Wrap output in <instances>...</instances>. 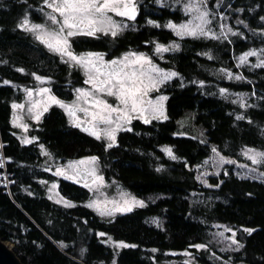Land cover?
Here are the masks:
<instances>
[{"label": "trees", "instance_id": "16d2710c", "mask_svg": "<svg viewBox=\"0 0 264 264\" xmlns=\"http://www.w3.org/2000/svg\"><path fill=\"white\" fill-rule=\"evenodd\" d=\"M42 1L0 0V238L14 243L24 264H160L167 253L181 257L185 250H191L199 264H264V181L239 177L235 164L218 175L212 172L205 183L196 179L213 148L242 163L246 148L264 150V68L239 70L234 62V56L246 49L264 48V0H227L222 6L231 22H244L238 28L246 30L245 39L178 38L180 48L162 62L157 59L178 73L161 89L168 97L167 119L148 124L137 120L107 150L104 141L73 127L58 107H52L32 131L36 142L24 144L16 135L11 122L15 85L35 83V74L51 79L57 95L69 100L70 86L81 78L79 71L17 27L28 13L39 19ZM155 3L141 0L137 25L115 39L80 38L73 42L76 50L111 55L128 49L149 52L154 41L176 40L171 31L147 21H178L180 11L170 12ZM221 69L241 73L245 79H228ZM221 88L247 94L244 107L241 100L233 103L222 96ZM189 115L193 125L203 128L204 140L181 133L180 122ZM41 145L56 161L98 157L110 179L149 204L105 218L85 207L91 194L84 186L61 178V194L78 205L68 209L56 205L38 180L54 177L40 168L46 159ZM165 148H171L176 159ZM6 178L14 180L13 186ZM152 218L162 222L157 225ZM217 226L236 230L243 247L222 250L213 240ZM246 228L254 231L249 234L243 231ZM109 237L129 247L113 251L105 242ZM195 244L207 248L197 250L191 247ZM214 252L217 260L210 257Z\"/></svg>", "mask_w": 264, "mask_h": 264}, {"label": "snow or ice", "instance_id": "6c2138e0", "mask_svg": "<svg viewBox=\"0 0 264 264\" xmlns=\"http://www.w3.org/2000/svg\"><path fill=\"white\" fill-rule=\"evenodd\" d=\"M26 2V0H25ZM157 3H162V0H156ZM179 3V0H177ZM43 4L51 11L44 13L47 20L55 27H49L47 24L30 23L27 16L17 25L18 28L25 32L33 33L35 39L44 47L60 56L63 63L70 67L81 69L85 75L84 83L89 85L88 88L75 89L76 98L72 103H65L59 100L54 95H51V89L41 87L35 90L37 96L43 97L40 100H32L33 89H24L29 105L27 112L35 121L39 122L49 107L56 105L62 108L69 118V123L80 128L88 135L93 136L97 140L104 139L108 141L106 150L116 146V135L119 131H131V128L124 125L131 124L133 119L142 120L144 123H151L153 119H167L164 113V101L166 96H158L155 99L150 98V93L159 91V87L166 81L176 77L178 73L165 71L156 65L153 60L144 53L129 51L119 58L105 60V54L98 52H87L77 54L72 49V38L77 36H87L99 38L98 34L103 36H111L115 39L120 35L128 25L125 20L135 21L138 15V0H43ZM43 11V9H40ZM184 14L188 19L180 24H175L169 21L164 27L171 30L173 34L184 39L186 37L192 39H212L219 40L221 37L227 39V33L236 35L237 33L228 27L226 24L219 25L220 31L217 33L211 27L216 14H211L207 9V0H187L184 5ZM116 17L121 19L117 20ZM220 19L226 20L227 17L220 15ZM261 19H264L262 17ZM147 23L153 27H161L153 20H148ZM239 23H244L239 21ZM179 49V44L173 42L170 45L155 44V53L163 54L169 51ZM208 55L209 59L212 57ZM264 55V49L249 50L236 59L238 60L237 67L248 64L249 57H260ZM253 68H264V59H259V62L252 65ZM23 71V69H18ZM228 79L242 80L241 75H233L231 72L221 69ZM34 79L40 84L46 83V79L33 74ZM8 84V81H4ZM203 86V82H200ZM227 93V89L221 88L220 94L223 96ZM107 97L114 99L115 103H110ZM81 102L83 105L81 106ZM236 101H233L235 103ZM13 126L22 128L25 132L28 131V125L20 123L21 116L16 110H24V103H13ZM241 107L244 104L241 103ZM77 113H83L84 119H81ZM150 117V118H149ZM237 119H243L242 116H237ZM114 125V126H113ZM33 140L24 138L22 143L29 144ZM163 151L172 158L176 159L170 148H165ZM213 152L217 150L212 149ZM253 164L264 162V152L257 151L253 148H247L243 153ZM47 155V153H45ZM207 163V161H205ZM221 163H235L231 160H226L221 157ZM98 157H90L85 160L69 162L67 169L71 170L72 174H67L64 168H58L55 175L63 176L65 179L73 180L76 183L83 181V186L90 191H99L104 185V178L97 174ZM244 167V166H242ZM160 169H157L159 171ZM199 179V177H198ZM93 186H96L95 188ZM218 186V185H217ZM55 189L56 184L51 186ZM58 195V193H57ZM122 203L106 201L102 205L98 201H92L86 207L93 208L98 211L101 216H111L115 212H130L133 207H145L142 200L135 197H128V194L122 193ZM49 199H52L50 196ZM63 198L57 200L60 203ZM66 207H73L70 202L63 201ZM113 204V208L109 209L107 204ZM225 231H232L225 228ZM244 232L251 234L253 229H243ZM104 236V233H99ZM223 236V232L220 233ZM235 232H232V243L236 244L237 250L243 247L234 239ZM109 241L111 238L109 237ZM115 247H129L123 242L116 243ZM134 247V246H133ZM191 247L197 250L206 248V245L195 244ZM155 251V250H153ZM174 255L175 253H171ZM184 255H191L188 252ZM185 264H188L186 261Z\"/></svg>", "mask_w": 264, "mask_h": 264}, {"label": "rangeland", "instance_id": "374dc122", "mask_svg": "<svg viewBox=\"0 0 264 264\" xmlns=\"http://www.w3.org/2000/svg\"><path fill=\"white\" fill-rule=\"evenodd\" d=\"M227 0H213V7L211 5V2L210 0H207V9L209 10L210 12V18H212L211 14H216L215 15V19H213V23L211 25L212 29L214 31H216L217 33H219L220 31V28H219V25L221 24H226L228 27H231L232 30L234 32H236L237 34L236 35H232L231 33H227V39H225L224 37H221L219 40H224V41H231L233 40V38H237V39H245L246 37H248L247 33H246V30L243 29V28H238L239 26L243 25V23H233L231 22V18L232 16L230 14H228L226 11H223V7L224 6V2H226ZM140 2L141 0H138V15L137 17L139 16V13H140ZM185 3H187V0H179V3H177V0H162V3H155L158 7L160 8H167L170 12H173V10H178L180 11V16L178 17L179 20H173V19H168L165 24H159L161 25V29L163 28H166L164 27V25H166L169 21L175 23V24H180L184 21H186L188 19L187 16H185L184 14V5ZM40 9H43V11H40ZM39 11V19H32V15L33 14H26L25 16H27V18L29 19L30 23H38V24H47L49 27H55L54 25H51L50 21L47 20L46 16L44 13L46 12H49L51 11L50 9H47L44 4H43V1H42V5L40 7ZM223 15L224 17H227L226 20H222L220 19V15ZM24 16V17H25ZM117 20L121 19L120 17H116ZM137 19V18H136ZM124 23H126L128 25V28H126L122 33H124L127 29H129V27H135L137 25L136 23V20L135 21H129V20H125ZM167 29V28H166ZM168 31H171L169 29H167ZM249 32L252 33V31L248 28ZM172 32V31H171ZM121 33V34H122ZM173 33V32H172ZM34 40L35 39V36L33 33H29ZM120 34V35H121ZM247 34V35H246ZM253 34V33H252ZM99 35V38H104V37H109V39H113L111 36H103L101 34H98ZM118 35V36H120ZM174 35V34H173ZM262 35H264V33L262 32ZM117 36V37H118ZM175 36V35H174ZM176 37V36H175ZM80 38H90V39H97V38H93V37H87V36H77L75 38H72V49L74 52H76L77 54H80V53H87V52H98V53H103L105 54V60H111V59H115V58H119L121 57L123 54L129 52V51H132V52H137V53H144L146 54L147 56H149L153 62L158 65L161 69L165 70V71H172V72H176L175 70H171V69H168L167 67H164L161 65V63H159V61H164L165 60V57L167 54L171 53V52H174V51H169V52H166V53H163V54H156L155 53V44L159 43V44H163L165 46L167 45H170L172 44L173 42H176L179 44V41H178V37L176 38V40H171V41H166V42H161L159 40L157 41H154L153 43V47L152 49L148 52V51H139V50H135V49H128V50H124V51H121L117 54H109V53H106V52H99V51H77L76 50V47L74 45V41L77 40V39H80ZM188 38V37H186ZM203 39V38H202ZM205 40H211V39H205ZM37 41V40H36ZM39 43V41H37ZM42 45V44H41ZM44 46V45H43ZM179 48H180V44H179ZM252 49H255V50H260V49H264V48H249V49H246L244 51H242L239 56L249 50H252ZM235 59L238 57V55L234 56ZM61 59V58H60ZM157 59L159 61H157ZM259 59H264V55L260 56L259 58L258 57H249L248 58V64L244 65V66H241V67H237V64H238V60L236 59L234 62L236 63V68L241 70L243 67H246L248 69H251V70H254V68L252 67L253 64H256L259 62ZM66 64V63H65ZM68 65V64H67ZM69 66V65H68ZM69 68L74 71H79V74L81 75V78L76 80V82L73 84V86H70V89L72 90L73 92V96L71 99L69 100H65L63 98H61L60 96L57 95V93L55 92L54 90V86L51 84V79L49 78H45L46 79V83L44 84H40L38 81H35V83H29L27 85L25 84H21V85H15V87H17L16 89V98L13 100L12 104L13 103H24L25 104V108L24 110H16L17 111V114L21 116V120H20V123H23V124H27L28 125V131L25 132L22 128H18V127H15L16 128V135L20 138L21 142L22 140L26 137L30 140H33L32 143L36 142L38 140V137L36 135H33L32 131L34 130V128H36L39 124V122H41L40 120L43 119V117L52 109V107H58L56 105H52L51 107H49L48 111L45 112L43 114V116L41 117V119L39 120V122L35 121L34 119H32L28 112H27V108L29 107V105L26 103V100L28 99L27 96H26V93L24 91V89H33V97H32V100H40V99H43V97H40V96H37L35 94V90L38 89V88H41V87H45V88H50L51 89V95H54L55 97H57L59 100L65 102V103H72L75 98H76V92H75V89L77 88H88L89 85H86L84 83V80H85V75L83 73V71L77 67H70ZM229 71V70H227ZM231 72L233 75H241L243 76L241 73H234L232 71H229ZM177 73V72H176ZM224 74V73H223ZM225 75V74H224ZM178 76V75H177ZM244 77V76H243ZM44 78V77H43ZM175 77H173L171 80L169 81H166L163 85H161L159 87V91H153L151 92L149 95H150V98L152 99H155L156 97L158 96H166L165 94L161 93V89L162 87H164L167 83L171 82L172 80H174ZM245 79V77H244ZM238 81V80H237ZM53 83V82H52ZM225 97L230 98V99H233L235 101H240L244 104L246 103V99H247V94L245 93H235V94H232L230 92L227 91V93L225 95H223ZM167 97V96H166ZM168 98V97H167ZM108 101L110 103H115L114 99L111 98V97H107ZM168 100V99H167ZM166 101H164V113L166 115ZM81 106H87V105H83V102H81ZM60 108V107H58ZM63 110V109H62ZM64 111V110H63ZM78 116L81 117V119H84V114L83 113H77ZM150 118V117H149ZM13 120V109H12V118H11V122ZM69 120V118H68ZM154 120V119H153ZM151 120V123L152 121ZM160 120H163V118H160ZM137 121V119H133L131 124H128V125H124V127H127V128H131L133 127V124ZM138 121H141L143 122L142 120H138ZM144 123V122H143ZM13 124V123H12ZM148 124V123H147ZM180 125H181V129L183 132V134H187V135H190L193 136V137H196V138H200L201 140L205 139V135H203V132H201V130L203 128H201L200 126L194 124L193 125V119L191 118V116H187L185 119H183L181 122H180ZM192 125V130L189 129L190 131H187L185 130V128H188L189 126ZM114 126V125H113ZM123 131H119L116 135V143H117V140L119 138V135L122 133ZM102 141L105 142V144L108 143V141L104 140V139H101ZM25 144V143H24ZM31 144V143H29ZM41 148V151L42 153L44 154L45 156V163L43 164V166H40L41 170L49 173V174H52L54 177L53 179H38L39 180V183L40 185L43 186V188L45 189V195L47 196V198H49L50 196L52 197V199H50L52 202H54L56 205L62 207V208H73L74 206H77L78 204L77 203H74V202H71L69 201L67 198H65L61 192H60V187H59V179L61 178H64L63 176H59V175H55L54 173L57 171L58 168H64L67 170V174H72L71 170H68L67 169V165L69 164V162H75V161H79V160H85V159H88L90 157H94V156H89V157H83L79 160H73V161H69V162H61V161H56L55 159H53V155L50 153V151L48 149H46L45 146L41 145L39 146ZM171 149V148H170ZM247 149V148H246ZM245 149V150H246ZM253 149H256L257 151H261V152H264V150H261V149H257V148H253ZM172 150V149H171ZM243 150V153L244 151ZM45 153H47V155H45ZM166 153V152H165ZM221 157H223L224 159L226 160H231V161H234L235 163H221ZM243 157H244V161L243 163L236 160V159H233V158H229V157H225L223 155H221L219 152H213L212 156L210 157V159L207 161V165H206V168L203 169L200 173L197 174V180L200 182V183H205L206 181V177H208L212 172L216 173L217 175L222 173L224 168L228 165V164H235L236 166V173L239 177H244V178H252V179H256L257 180H260V181H264V162L260 163V164H253L252 161L250 159H248L244 154H243ZM244 166V167H242ZM97 174L100 175V176H103L104 178V185L103 187H100L99 188V191H90L88 188H86L89 193L91 194L90 195V198L89 200L86 201L85 204V207L86 205H88L89 203H91L92 201H98L100 202L102 205L104 204V202L106 201H117V202H120L122 203V196L121 194L122 193H125V194H128V197H135L136 199L138 200H142L144 201L145 205H148L149 204V201L147 200H143L142 198H139L137 197L136 195L132 194V192L130 190H128L122 183L118 182L117 179H110L107 175V173L105 172L104 170V167L102 165V162L100 161V159L98 158V164H97ZM199 177V179H198ZM69 180V179H68ZM72 182H74L73 180H70ZM6 182L10 185L13 186V183H14V180L13 179H7L6 178ZM76 183V182H74ZM52 184H56V188L53 189L51 186ZM76 184H79L81 186H83V181L81 180L80 183H76ZM94 188L96 186H93ZM27 192H30L31 190L29 189H26ZM58 193V195H57ZM60 198H63L62 201L60 203H57L56 201L59 200ZM63 201H67V202H70L72 205H74L73 207H66L64 202ZM107 207L109 209L113 208V204L111 203H108L107 204ZM92 211H94L96 214L99 215L98 211L93 209V208H89V207H86ZM137 208H140V207H133L132 211H134L135 209ZM131 212V211H130ZM124 213H128V212H115L113 215L111 216H108V215H105V216H102V217H105V218H113L117 215H120V214H124ZM101 216V215H100ZM155 224L159 225L161 222H162V219L160 218H152V220ZM227 228L225 226H217V229L214 231V237H213V240L217 242V244L220 245V248L224 251H238L237 250V245L236 244H233L232 243V232H235L236 233V236L234 237V239H236L237 241L239 240L238 237H237V232L236 230L234 229H231L232 231H225L224 229ZM223 232V236L220 235V233ZM100 236V235H99ZM105 242H107V244L111 247V249L113 251H119L121 250L123 247H115L114 245L116 243H119L117 241H115L113 238H111V241H109V238H106L105 239ZM10 245L12 247H14V243L12 242H9ZM240 243V241H239ZM60 244L62 246H65V241H61ZM241 244V243H240ZM207 248V246H206ZM204 248V249H206ZM241 249V247L239 248V250ZM202 250V249H200ZM185 252H188L190 253L191 255H184L183 253ZM171 253H175L174 255H172ZM180 254H178V252H170V253H167L166 255V258H164L160 264H185V262L187 261L188 264H199V263H195V260H194V253L191 251V250H185L184 252H181V257L179 256ZM211 259L212 260H217V257L218 255L215 254H212L211 256ZM113 264V263H111ZM226 264H229V263H226Z\"/></svg>", "mask_w": 264, "mask_h": 264}, {"label": "water", "instance_id": "95a60500", "mask_svg": "<svg viewBox=\"0 0 264 264\" xmlns=\"http://www.w3.org/2000/svg\"><path fill=\"white\" fill-rule=\"evenodd\" d=\"M0 264H24L8 241L0 238Z\"/></svg>", "mask_w": 264, "mask_h": 264}]
</instances>
